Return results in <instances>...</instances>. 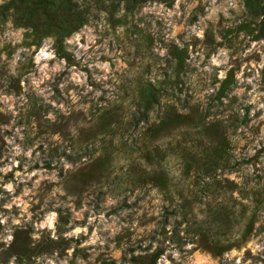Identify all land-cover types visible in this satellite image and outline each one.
Returning <instances> with one entry per match:
<instances>
[{
	"label": "rangeland",
	"instance_id": "374dc122",
	"mask_svg": "<svg viewBox=\"0 0 264 264\" xmlns=\"http://www.w3.org/2000/svg\"><path fill=\"white\" fill-rule=\"evenodd\" d=\"M62 1L40 0L45 9L28 16L62 14ZM71 1L90 9L64 37L67 58L53 36L32 40L21 10L9 5L0 15V96L12 98L0 100V168L10 169L0 172V236H13L10 245L0 240V264L13 256L15 264H264V0H236L235 9L226 0L132 8L105 0L104 9L70 0L64 13ZM171 43L183 60L175 74ZM41 49L52 55L37 63ZM214 56L226 62L212 64ZM146 80L169 88L147 122L131 118ZM172 137L196 151L213 142L228 155L217 176L225 194L211 213L212 193L192 184L191 171L164 160L173 170L169 201L148 172L140 147L165 148ZM9 139L21 155L13 157ZM50 212L55 240L36 228ZM77 227L87 232L65 235ZM212 232L227 239L223 249L206 247Z\"/></svg>",
	"mask_w": 264,
	"mask_h": 264
},
{
	"label": "trees",
	"instance_id": "16d2710c",
	"mask_svg": "<svg viewBox=\"0 0 264 264\" xmlns=\"http://www.w3.org/2000/svg\"><path fill=\"white\" fill-rule=\"evenodd\" d=\"M70 0L62 2H56V7L62 9V14H58L54 9L45 10L44 15L40 18L38 15L35 18H30L28 12L45 9L41 5L40 0H9L6 3L0 5V15L3 16L7 12V7L11 5L15 10H21L22 18L25 22H28L30 27L29 34L32 36V40L38 42L41 40L43 35L53 36L54 45L58 53L65 58L68 57L67 52L64 49L63 40L64 37L77 29L87 19V13L90 9L88 2H84L83 5H79L77 1L70 2V12L64 13V3ZM105 0H92L94 7L103 8L106 7L104 4ZM141 0H126L129 8H132L135 3ZM64 2V3H63ZM134 3V4H133ZM169 54L172 58H175L171 62L173 68V74L181 66L183 60L180 57V50L175 44H169ZM170 77L165 87H169ZM163 88L160 85H156L149 80L141 82L136 87L134 94V111L131 118L137 120H143L147 122L150 119V113L158 111L160 102L163 96L169 98V88ZM146 142L143 147H140V152L143 153V157L150 161L152 168L148 170L152 179L161 191L164 197L169 201V190L172 179V171L170 167L174 166L179 173L187 174V171H191L192 184H198L201 187L202 192H211L212 196L210 200L206 198V204L208 208L210 206V213L212 211L211 202L215 201L218 203L220 195H224L225 188L220 185L221 180L217 177L222 174L223 170L229 166L228 155L222 147L219 148L217 144L213 142H207L201 144L199 151L193 150L192 145H186V142L177 141L174 137L169 140V145L165 148L150 147ZM169 160L172 162V166L166 165L164 161ZM193 187V185H192ZM191 194L195 193V189L190 190ZM217 201V202H216ZM169 205V202H168ZM167 205V206H168ZM209 210V209H208ZM203 235L205 231H202ZM207 246L212 250H221L225 247L227 239L218 237L216 232L209 234ZM206 237V238H208Z\"/></svg>",
	"mask_w": 264,
	"mask_h": 264
},
{
	"label": "clouds",
	"instance_id": "9594fccd",
	"mask_svg": "<svg viewBox=\"0 0 264 264\" xmlns=\"http://www.w3.org/2000/svg\"><path fill=\"white\" fill-rule=\"evenodd\" d=\"M226 2H227L229 7L233 8V9L237 8L236 0H226ZM179 3H180V0H177V4H179ZM213 3H215V0H213ZM169 14H171V13H169ZM225 14H227V10L226 9H225ZM199 34L202 35V33H199ZM51 55H52L51 52H47L45 49H41L39 55L36 57L37 63H39V61L41 59L50 58ZM221 55L226 57V53H225L224 50L221 51ZM18 59H19V54H17L15 56V58L13 59V61H12L13 66L16 65V61ZM225 62H226V59L225 60H220V59H218L215 56L212 58V64L219 65V64H222V63H225ZM104 67L106 68L107 66L105 65ZM260 67H264V63H262L260 65ZM44 68L45 69L47 68L46 64L44 65ZM42 71H43V69H42ZM224 75H225V73H221L222 77ZM74 79H76L78 83L82 82L78 77H74ZM33 82L37 83V84L39 83V82H37L35 80ZM251 82H252L251 80L248 81V83H251ZM253 93H255V86L253 88ZM256 98H258V97H254V99H256ZM11 99H12L11 97H2V96H0V100H2L4 102H7V101H9ZM259 107L264 108V104H260ZM8 143L13 145V147H12V155H13V157L21 155L22 149L19 147V145L13 144V141L11 139H9ZM25 155L30 156L31 155V150H29L27 153H25ZM12 163L13 164L16 163L15 159L12 160ZM9 170L10 169L7 166L4 167V168H0V172H7ZM17 175L19 176L20 174L17 173ZM4 187L6 188V190L9 193L14 191L13 184H11V183H8V184L4 185ZM27 192H28V190L26 189L25 190V194H27ZM13 203H20L25 209L27 208V205L23 204V201H13ZM6 207H11V204L6 205ZM6 219H7V217L0 216V224H4ZM29 219H30V214H29ZM56 220H57V214L55 212H50V213H48L46 215V217L44 218L43 222H41V223L36 225V228L38 230H40V229H48V230H50L51 233H52V239L55 240V239H57V237H56V229H55ZM12 223L13 224H19L20 220L13 219ZM6 231H7L8 234L5 235V236H0V240H2L5 244H9L10 245L12 240H13V236L11 234V229H7ZM86 232H87L86 229L77 227V228L74 229V231L66 233L65 235L68 236V237H72V236H78L80 233H86ZM33 239L34 240H39L40 236L38 234H36V235L33 236ZM96 242H97L96 234L93 233V239L90 240L88 243L95 244ZM174 255L179 257V253H174ZM15 260H16V257L13 256L9 260V264H15ZM37 264H40V258H37ZM47 264H54V261L52 259H48L47 260ZM61 264H66V261H62ZM81 264H82V262H81Z\"/></svg>",
	"mask_w": 264,
	"mask_h": 264
}]
</instances>
